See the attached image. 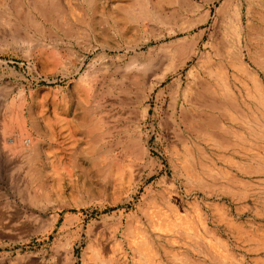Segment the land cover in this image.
Wrapping results in <instances>:
<instances>
[{
	"label": "rangeland",
	"instance_id": "374dc122",
	"mask_svg": "<svg viewBox=\"0 0 264 264\" xmlns=\"http://www.w3.org/2000/svg\"><path fill=\"white\" fill-rule=\"evenodd\" d=\"M236 34L264 93V0H0V264H264Z\"/></svg>",
	"mask_w": 264,
	"mask_h": 264
},
{
	"label": "bare ground",
	"instance_id": "6f19581e",
	"mask_svg": "<svg viewBox=\"0 0 264 264\" xmlns=\"http://www.w3.org/2000/svg\"><path fill=\"white\" fill-rule=\"evenodd\" d=\"M232 33V32H231ZM234 35V34H233ZM231 36V35H230ZM236 36H237V34H236ZM231 36L232 38L230 39L232 42H231V52L229 53V55H228V57H229V59L231 60V62H232V64H233V66L234 67H236V68H238V69H240V70H242V72H245V74L247 75V79H249L250 80V82H251V84H252V88L250 89V92L252 91V93L254 92V95H253V99H256L257 101H256V106L257 107H259V106H263V103H264V93L262 92V88H261V84H259V82H258V80H257V78L247 69V67H246V65H244L243 63H242V61H241V49H240V46L238 45L239 44V37L237 36ZM226 53V52H225ZM229 63V62H228ZM211 70H212V67H211ZM221 70V69H220ZM217 72H218V70H217ZM223 72V71H222ZM211 73V72H210ZM214 73V72H213ZM221 73V72H220ZM219 73V74H220ZM212 74V73H211ZM218 74V73H217ZM216 76V75H215ZM218 76H220L221 77V75H218ZM220 77H216V78H218L219 80H221V78ZM245 77V76H244ZM246 81V80H245ZM222 84L223 85H225V78H222ZM214 83V82H213ZM219 83V82H218ZM222 84H221V86H220V84H219V87L221 88L222 87ZM249 84V83H248ZM216 85V84H215ZM226 86V85H225ZM223 89H224V91H223V95L225 96V100H226V103H228V104H231V103H234V99L233 98H231V94H229V93H231V92H228V90L227 89H225L224 88V86L222 87ZM219 89V88H218ZM248 90V89H247ZM249 91V90H248ZM249 92V93H250ZM254 96H256V98H254ZM213 101V100H212ZM253 102V101H252ZM212 103H214L213 105H215V106H218V104L220 105L221 104V102H218V100L217 101H213ZM237 104V103H236ZM244 104V103H243ZM248 104V103H247ZM227 105V104H226ZM85 106V105H84ZM247 106V105H246ZM255 106V105H254ZM221 107V106H220ZM88 108V107H87ZM223 108V107H222ZM86 110V109H85ZM90 110V109H89ZM91 111V110H90ZM87 112V111H86ZM208 115V114H207ZM211 115V114H210ZM264 115V114H263ZM212 116V115H211ZM248 117V116H247ZM246 117V119H243V122L245 123H247V125H248V123H249V125H251L252 127H259L260 128V126H261V122H262V120H260L257 116L256 117H252V118H247ZM264 117V116H263ZM262 119H264V118H262ZM210 120V123L212 122V119L210 118L209 119ZM80 124H81V126L83 127V132L82 133H85V135H86V137L87 136H89V135H91V133L93 132V130H94V120H93V118H92V116H90L88 113H84L81 117H80ZM237 122V121H236ZM209 123V124H210ZM211 125V124H210ZM251 127V128H252ZM97 129V128H96ZM256 129V128H255ZM264 129V128H263ZM254 130V129H253ZM96 133V132H95ZM254 133H255V135L256 136H258V137H264V134H263V132L260 130L259 132H256V130L254 131ZM84 135V134H83ZM89 138H91L90 136H89ZM93 138V137H92ZM95 139V138H94ZM93 139V140H94ZM98 140V139H97ZM94 142V141H93ZM30 145V144H29ZM27 148H29V147H27ZM31 148V147H30ZM251 159V158H250ZM257 159V158H256ZM257 167H259V166H257ZM259 169V168H258ZM34 171V170H33ZM42 171V170H41ZM41 171H39V172H32L31 171V176H33L32 178H37V177H39L40 175H41ZM102 171V170H101ZM30 176V177H31ZM38 180V179H37ZM114 180V179H113ZM123 180H124V178L123 177H120L117 181H113V185H116V186H120L121 184H123ZM37 182V181H36ZM44 185V184H43ZM40 186V185H39ZM42 188V187H41ZM163 196V195H162ZM164 198V197H163ZM169 198V197H168ZM164 202V201H163ZM158 217H159V215H158ZM58 222V219L57 218H54L53 219V223H57ZM162 223H164V222H162ZM167 223V222H166ZM176 224V223H175ZM166 225V224H165ZM171 225V224H170ZM164 226V225H163ZM171 227H173V226H171ZM146 242V241H145ZM148 245V244H147ZM152 247V246H151ZM147 249H148V247H147ZM153 249V248H152ZM151 249V250H152ZM141 251H142V249H141ZM150 251V250H149ZM104 264V263H103Z\"/></svg>",
	"mask_w": 264,
	"mask_h": 264
},
{
	"label": "crops",
	"instance_id": "0c3cea01",
	"mask_svg": "<svg viewBox=\"0 0 264 264\" xmlns=\"http://www.w3.org/2000/svg\"><path fill=\"white\" fill-rule=\"evenodd\" d=\"M264 39V38H263ZM241 40V39H240Z\"/></svg>",
	"mask_w": 264,
	"mask_h": 264
}]
</instances>
